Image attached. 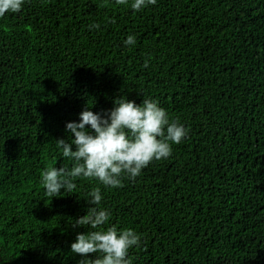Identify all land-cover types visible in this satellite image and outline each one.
Wrapping results in <instances>:
<instances>
[{
	"label": "trees",
	"instance_id": "16d2710c",
	"mask_svg": "<svg viewBox=\"0 0 264 264\" xmlns=\"http://www.w3.org/2000/svg\"><path fill=\"white\" fill-rule=\"evenodd\" d=\"M131 2L25 0L0 17V264H92L71 244L95 187L105 227L141 236L131 264H264V0ZM120 97L157 101L188 136L122 187L78 178L47 197L42 171L73 165L66 124Z\"/></svg>",
	"mask_w": 264,
	"mask_h": 264
},
{
	"label": "clouds",
	"instance_id": "9594fccd",
	"mask_svg": "<svg viewBox=\"0 0 264 264\" xmlns=\"http://www.w3.org/2000/svg\"><path fill=\"white\" fill-rule=\"evenodd\" d=\"M25 0H0V17L6 13H20ZM129 0H116L118 5H128ZM157 0H132L131 8L141 11ZM99 28V24L90 28ZM136 38L128 36L125 44L134 45ZM144 67H148L145 61ZM115 107L104 114H94L85 109L80 122H69L66 131L74 139L57 140L65 158L73 161L71 169L49 166L41 173L42 187L47 197L55 198L76 190L78 178L96 180L105 187H122V176L135 180L141 171L153 161L172 155V145H179L187 136L188 129L178 119H170L167 111L157 101L143 99L140 105L128 99L114 101ZM86 126H90L86 128ZM73 145L75 151L72 150ZM87 214L75 221V227L91 229L77 234L71 244V252L80 257L99 254L92 264H131L129 250L139 247L141 236L132 229L118 230L108 226L110 212L101 207V188L88 193ZM80 264H85L81 260Z\"/></svg>",
	"mask_w": 264,
	"mask_h": 264
}]
</instances>
